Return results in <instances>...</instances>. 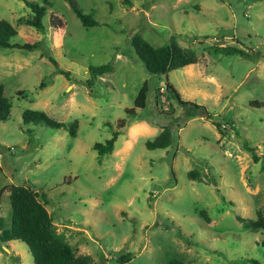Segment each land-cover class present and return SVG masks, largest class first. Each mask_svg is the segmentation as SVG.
<instances>
[{"label": "rangeland", "instance_id": "rangeland-1", "mask_svg": "<svg viewBox=\"0 0 264 264\" xmlns=\"http://www.w3.org/2000/svg\"><path fill=\"white\" fill-rule=\"evenodd\" d=\"M49 1L38 30L17 21L30 13L24 0H0V18L16 29L11 39L38 44L0 47V82L10 101L0 120V235L9 225L8 185L25 184L45 195L39 199L54 231L93 264H164L170 256L188 264H264V229L250 231L234 216L264 215V169L243 147L246 142L264 156V108L247 103L264 99V0H75L96 19L88 26L66 0ZM132 32L152 45L172 36L209 60L227 97L214 105L194 101L207 106L222 135L231 130L232 136L215 143L211 119L194 117L166 147L147 148L137 136L123 153L117 138V149L98 159L92 143L110 135L105 121L116 128L115 120L126 117L123 108L132 105L142 82L145 105L133 118L150 116L154 101L169 117L180 113L162 94L165 76L147 72L137 59ZM212 45H236L251 57L214 53ZM100 63L111 68L87 84V66ZM167 78L180 86L177 70ZM25 108L65 124L75 119V134L23 124ZM192 168L201 179L186 176ZM0 264L32 259L22 241L0 239Z\"/></svg>", "mask_w": 264, "mask_h": 264}, {"label": "trees", "instance_id": "trees-1", "mask_svg": "<svg viewBox=\"0 0 264 264\" xmlns=\"http://www.w3.org/2000/svg\"><path fill=\"white\" fill-rule=\"evenodd\" d=\"M25 4L30 8V13L25 16H19L17 21L24 23L38 30L44 28L42 21L45 5L49 4V0H43L42 5L35 1L24 0ZM74 14L78 17L81 24L84 26L93 25L96 19L90 12H84L83 9L75 2V0H66ZM16 34L15 27L6 19L0 18V47H18L26 50L38 47L37 42L29 41V37H22L21 41H14L11 38ZM130 44L135 52L137 59L140 61L144 69L149 73L163 74L165 76L163 95L173 99L180 106V113L174 117H169L167 112L162 108L158 111L154 101V106L150 110V121L157 124L160 130L151 138L144 140V145L147 148L166 147L170 145L175 138L177 128L184 124L188 117L193 115H201L210 118L212 123L220 131L219 123L207 111L205 106L197 104L195 101L182 99L176 88L167 80V73L176 68H180L188 63L197 60L196 53L190 48L180 46L171 36L168 41L160 45H152L144 39L139 33H130ZM211 52L222 54H239L241 56L251 57L236 45H212L209 47ZM49 59L55 65L58 72L67 76L68 71L58 67L56 60L49 56ZM111 68L108 63H100L96 65H88L90 77L85 81L91 84V79L96 75L101 74ZM146 83L142 82L136 91L132 105L124 107L123 111L126 117H119L115 120L116 128H112V123L105 121L110 128V135L104 141H94L92 148L95 149L97 157L104 153L111 152L114 140L117 134L120 133L122 127L127 120L135 114L136 108H142L145 105L146 99ZM157 100V97L154 96ZM248 105L264 108V99H249ZM10 101L3 93V85L0 82V120H5L9 114ZM162 114V115H160ZM171 114V113H170ZM21 122L31 124H43L48 127L58 129L64 128L70 135L75 134L76 120L73 119L68 123L58 121L44 111L39 109L25 108L21 110ZM243 147L249 151L253 161H260V168L264 169V156L258 155L253 146L243 142ZM186 176L191 179H201L200 173L195 169H188ZM7 197L10 204L9 225L6 231L0 235L2 241L9 239L20 240L27 247L32 259V264H93L91 256L87 253L76 254L70 244L63 239L53 229L52 218L44 206V200L39 198L45 197L43 193H38L30 186L25 184H10L7 189ZM228 204H232L228 200ZM199 213L204 215L206 221L208 216L203 210ZM255 218L245 217L234 212L236 219L242 222L244 228L253 231L256 229H264V215L260 210L255 211ZM264 245V242H263ZM124 256H119V258ZM118 258V259H119ZM252 260V259H251ZM257 264L254 260H252ZM164 264H188L176 256H170Z\"/></svg>", "mask_w": 264, "mask_h": 264}, {"label": "crops", "instance_id": "crops-1", "mask_svg": "<svg viewBox=\"0 0 264 264\" xmlns=\"http://www.w3.org/2000/svg\"><path fill=\"white\" fill-rule=\"evenodd\" d=\"M207 61L205 62L203 59H201L200 55H197V60L195 62L188 63L167 73V76L171 72L176 70L180 73L181 78L178 80V83L180 85L179 87L173 85V83L169 81V78H167V80L176 88L182 99L194 101V99H196L197 97V99H201L203 103L214 105L216 103L214 101H217L223 96L227 97L222 89V81L218 77L217 72L211 70L207 66ZM206 107L207 106L205 105V108ZM194 117L204 120L208 119L200 115H193L188 117L186 121ZM228 121H231V119H228ZM210 122L211 124H213L216 130L215 143L221 141L222 138L232 136L231 130H227V134L222 135V133H220L214 123H212L211 120ZM125 124L127 125L126 130L121 131L119 134H117L114 140L112 151H115L117 149L115 148V142L117 141V138H121L122 141V144L117 149L119 150L118 152L126 153L127 149L132 145L134 139L137 136H143L144 139L149 137L151 138L160 130V127L157 124L150 121L149 116L140 117L137 119L132 117L127 120ZM180 128L181 127L178 128V131L180 130Z\"/></svg>", "mask_w": 264, "mask_h": 264}, {"label": "built area", "instance_id": "built-area-1", "mask_svg": "<svg viewBox=\"0 0 264 264\" xmlns=\"http://www.w3.org/2000/svg\"><path fill=\"white\" fill-rule=\"evenodd\" d=\"M228 124H229V123H227V122H223L221 125H222V126H223V125L228 126Z\"/></svg>", "mask_w": 264, "mask_h": 264}]
</instances>
